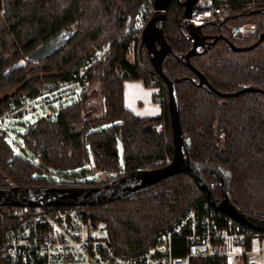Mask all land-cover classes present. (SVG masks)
I'll return each instance as SVG.
<instances>
[{"label":"trees","instance_id":"trees-1","mask_svg":"<svg viewBox=\"0 0 264 264\" xmlns=\"http://www.w3.org/2000/svg\"><path fill=\"white\" fill-rule=\"evenodd\" d=\"M150 1L0 0V116L25 106V98L32 100L63 85L79 84L77 75L83 60L103 45L111 46L110 53L91 68L88 91H81L51 118H39L21 134L23 148L37 161L16 152L12 143L0 136L1 185L94 186L137 167H162L172 160L168 89L155 75L150 53L133 28L135 18ZM183 1L171 0L168 4L163 29L174 52L166 55L162 65L173 77H188L177 82V94L183 135L192 140L190 157L230 169L232 198L247 214L264 218V93L249 91L219 97L207 86L197 85V74L175 55L185 54L192 46L180 23ZM243 15L255 23L254 34L235 39L224 24L203 25L204 33L225 38L206 53L190 56V62L220 91L241 90L246 85L264 89V39L253 47L264 33V6ZM229 21L238 20L231 17ZM75 28L76 34L63 49L40 61L28 59L52 35ZM226 38L244 49H231ZM18 60L25 65L4 74ZM126 79H141L146 86L160 87L163 100L159 115L140 116L125 106ZM88 161L97 170L112 174L99 181L78 179L85 174ZM80 167V171L75 170ZM53 169L61 177L53 178ZM204 175L213 195L221 198L218 179L210 171ZM206 201L195 180L178 173L132 199L82 208L92 220L108 223L118 252L132 253L152 244L156 233L171 225L191 203ZM8 209L12 207H0ZM8 219L0 214V227ZM0 264L8 263L0 258ZM191 264H227V259L193 257Z\"/></svg>","mask_w":264,"mask_h":264},{"label":"built area","instance_id":"built-area-1","mask_svg":"<svg viewBox=\"0 0 264 264\" xmlns=\"http://www.w3.org/2000/svg\"><path fill=\"white\" fill-rule=\"evenodd\" d=\"M264 6V0L234 2L197 0L188 21L194 25H226L235 39L254 34L256 25L243 13ZM154 1L147 3L134 22V35L141 37L154 14ZM237 18L236 23L229 18ZM111 51L105 44L80 65V89H90V70ZM159 103L163 97H157ZM29 101L25 98L24 104ZM0 116V136L5 117ZM0 214L8 223L0 227V258L8 264H191L193 257H226L227 264H264V231L255 229L214 208L209 202L189 205L168 227L159 230L152 244L132 253L116 250L107 222L94 221L83 208L68 205L12 207ZM187 244L186 253L183 245Z\"/></svg>","mask_w":264,"mask_h":264},{"label":"water","instance_id":"water-1","mask_svg":"<svg viewBox=\"0 0 264 264\" xmlns=\"http://www.w3.org/2000/svg\"><path fill=\"white\" fill-rule=\"evenodd\" d=\"M155 12L144 26L142 43H144L150 53L154 73L163 81L168 89L167 103L170 113V121L173 128L174 154L172 160L162 167H149L143 165L122 175L108 179L107 182L94 186H57V185H19L9 183L0 184V207H26L37 208L45 206L68 205L78 208L85 206L107 205L113 201L132 199L137 194L150 188L154 183L167 180L169 177L178 174H189L205 193L207 202L217 210L229 215L236 220L245 223L255 229L264 231V218H257L247 214L232 198L233 173L223 165L201 162L190 157L192 140L188 135H183L181 118L179 114V97L177 82L186 80L188 77H173L163 68L162 62L167 54L173 53V48L165 38L163 22L166 18L168 4L171 0H153ZM197 0H184L182 2L184 10L180 18V23L185 28L187 39L192 44L190 50L185 54H175L180 61L188 65L198 76V86H207L211 94L215 96L234 97L249 91H261L264 89L256 85H246L241 90L224 92L211 85L206 76L190 62V56L201 55L212 48L215 43L225 38L222 34L205 35L202 34V26L194 25L188 21L191 11ZM221 25H218L220 27ZM77 28L62 29L40 44L29 55L28 59L40 61L49 58L52 54L63 49L76 34ZM211 38V39H209ZM227 39V38H226ZM264 39V33L260 34L258 40L253 45H258ZM230 48L242 50L244 48L236 46L227 39ZM157 42L159 45H157ZM250 48V47H248ZM23 60L16 61L4 74L23 67ZM193 83L196 81L190 79ZM54 113H49L51 118ZM210 171L219 181L222 189V197L217 198L211 192L204 172Z\"/></svg>","mask_w":264,"mask_h":264},{"label":"rangeland","instance_id":"rangeland-1","mask_svg":"<svg viewBox=\"0 0 264 264\" xmlns=\"http://www.w3.org/2000/svg\"><path fill=\"white\" fill-rule=\"evenodd\" d=\"M130 57L132 59V55H130ZM135 80L136 79H126V82H131ZM141 85V90L137 88L130 89V91L127 92V103L129 107L133 109V111L137 114H139V112H146L148 110H145L140 106L142 105V101L145 102L147 99H149V102L155 105L158 109V112L155 114H159L161 112V103H159L157 97L160 94V87L155 85ZM69 87H73V91H71V88ZM80 93V84L71 83L70 85H63L60 88H57L51 92L40 94L37 96V98L35 97L32 100H29L25 106L20 107V115H7L5 117L6 125L4 126V128H2L5 131V138L10 143H12L13 147L16 149V152H19L23 156L26 155L27 158L33 161H37L35 155L23 148L21 134L24 132V130L26 131L29 125L36 122L39 118L46 116L51 112H57L58 108L61 105L68 104L72 100L78 98L80 96ZM98 114L101 115L102 112L99 111ZM118 147L122 160L123 148L122 143L120 141L118 143ZM84 168H86L85 174L77 176V178L80 180L88 179L99 181L105 179L109 174H112L97 170L92 166L90 161L85 164ZM81 169L82 168L80 167L75 170L80 171ZM51 176H53V178L61 177V175L54 171V169L51 172ZM258 258L261 262H264V251L263 253L258 254Z\"/></svg>","mask_w":264,"mask_h":264},{"label":"crops","instance_id":"crops-1","mask_svg":"<svg viewBox=\"0 0 264 264\" xmlns=\"http://www.w3.org/2000/svg\"><path fill=\"white\" fill-rule=\"evenodd\" d=\"M141 82V83H140ZM124 84H123V96H124V103H125V106L127 107V108H129L130 110H132L133 111V109H131L130 107H129V105H128V103H127V92L128 91H130V89H142V85L141 84H144L145 85V83L143 82V80H141V79H136L135 81H131V82H126V80L123 82ZM146 86V85H145ZM141 108H143V109H147L148 111H146V112H139V114H137V113H135L134 111V113L135 114H137V115H140V116H156V115H159V114H155V113H157L158 112V109H157V107L155 106V105H153V104H151L150 102H149V99H147L145 102L144 101H142V105L140 106ZM20 109L21 108H19V109H17V110H15V111H13L10 115L12 116V115H20L21 113V111H20Z\"/></svg>","mask_w":264,"mask_h":264},{"label":"bare ground","instance_id":"bare-ground-1","mask_svg":"<svg viewBox=\"0 0 264 264\" xmlns=\"http://www.w3.org/2000/svg\"><path fill=\"white\" fill-rule=\"evenodd\" d=\"M170 161H171V160H170ZM170 161H169V162H170ZM186 250H187V244H184V245H183V253H182L181 255H183L184 253H186Z\"/></svg>","mask_w":264,"mask_h":264},{"label":"flooded vegetation","instance_id":"flooded-vegetation-1","mask_svg":"<svg viewBox=\"0 0 264 264\" xmlns=\"http://www.w3.org/2000/svg\"><path fill=\"white\" fill-rule=\"evenodd\" d=\"M201 32H202V34H205V35H210V34H208V33H207V34H206V33H204L203 31H201ZM209 39H211V38H209Z\"/></svg>","mask_w":264,"mask_h":264}]
</instances>
